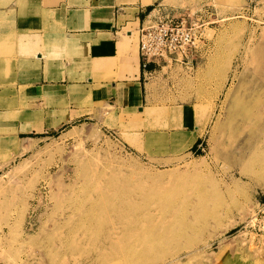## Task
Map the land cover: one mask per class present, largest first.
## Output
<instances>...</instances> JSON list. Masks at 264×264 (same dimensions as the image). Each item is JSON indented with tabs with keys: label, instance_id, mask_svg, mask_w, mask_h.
I'll return each instance as SVG.
<instances>
[{
	"label": "rangeland",
	"instance_id": "obj_1",
	"mask_svg": "<svg viewBox=\"0 0 264 264\" xmlns=\"http://www.w3.org/2000/svg\"><path fill=\"white\" fill-rule=\"evenodd\" d=\"M17 1L0 0V11ZM170 2L201 40L188 66L160 64L150 81L147 106L160 112L146 110L145 120L161 114L166 127L100 105L17 140L8 117L0 264H91L160 241L158 264H264V0ZM240 102L256 121L235 115ZM172 108L201 123L197 148L186 140L174 149L171 132L194 131L176 129Z\"/></svg>",
	"mask_w": 264,
	"mask_h": 264
},
{
	"label": "crops",
	"instance_id": "obj_2",
	"mask_svg": "<svg viewBox=\"0 0 264 264\" xmlns=\"http://www.w3.org/2000/svg\"><path fill=\"white\" fill-rule=\"evenodd\" d=\"M170 1L18 0L21 7L1 10L0 131L15 114L8 130L19 134L12 139L36 137L33 131L60 129L100 105L116 117L166 127L161 114L145 120L146 110H159L147 101L148 86L161 66L143 63L139 35L157 16L173 11ZM172 110L179 116L176 129L184 125L194 131L171 132L174 149L186 140L188 150L197 148L201 123L187 110ZM131 136L129 144L135 146Z\"/></svg>",
	"mask_w": 264,
	"mask_h": 264
},
{
	"label": "built area",
	"instance_id": "obj_3",
	"mask_svg": "<svg viewBox=\"0 0 264 264\" xmlns=\"http://www.w3.org/2000/svg\"><path fill=\"white\" fill-rule=\"evenodd\" d=\"M184 15L164 14L141 29L139 55L143 63L188 66L192 51L201 40L200 27Z\"/></svg>",
	"mask_w": 264,
	"mask_h": 264
},
{
	"label": "bare ground",
	"instance_id": "obj_4",
	"mask_svg": "<svg viewBox=\"0 0 264 264\" xmlns=\"http://www.w3.org/2000/svg\"><path fill=\"white\" fill-rule=\"evenodd\" d=\"M231 88V87H230ZM229 89V88H228ZM229 92V91H228ZM227 93V92H226ZM226 98V97H225ZM225 101V100H224ZM223 101V102H224ZM225 104V103H223ZM249 103H247L246 105L249 107L250 105H248ZM243 105V103H238L237 108L235 110V115L239 116L241 119H245L246 117H248L250 114L252 115L253 118L251 119H257V117L252 113L254 109V106L250 107L251 113L245 109V106ZM260 109V108H259ZM250 119V120H251ZM264 121V119H262ZM256 121V120H255ZM262 121V122H263ZM261 140V139H260ZM257 145V144H256ZM261 145V144H260ZM261 150V149H260ZM257 151V152H260ZM250 160H251V156H249ZM253 158V157H252ZM255 159V158H254ZM263 160V159H260ZM260 163V162H259ZM249 164V163H248ZM258 164V163H257ZM244 172V171H243ZM245 172L242 173V175L244 176ZM113 198V197H112ZM111 198V199H112ZM121 198V197H120ZM128 199V198H127ZM131 199V198H130ZM135 200V199H133ZM115 201V200H114ZM127 202V201H126ZM116 203V202H115ZM125 203V201H124ZM113 204V203H112ZM118 204V203H117ZM130 203H127V205ZM102 205V204H101ZM104 205V204H103ZM110 205V204H109ZM106 206V204H105ZM111 206V205H110ZM112 227H114V224L112 225ZM118 228V227H117ZM125 228V227H124ZM128 228L126 229V231L128 232ZM134 231V230H133ZM164 242H159L157 244H152L149 246H141V248L138 249H133V248H128V249H123L122 247L119 248H113L112 250H114L113 252H107V253H102L105 255H101V257L97 258L93 263L91 264H129L130 262H132L134 259L137 258H143V256H148V255H152L153 253H155L151 259H149L146 263H141V261H139L140 264H158L159 262H154L155 260H159V258L157 257L156 254L159 253V251H161L163 248L162 246ZM163 244V245H162ZM161 255V254H160ZM163 256V255H162ZM159 261H165V260H159ZM138 263V264H139Z\"/></svg>",
	"mask_w": 264,
	"mask_h": 264
}]
</instances>
